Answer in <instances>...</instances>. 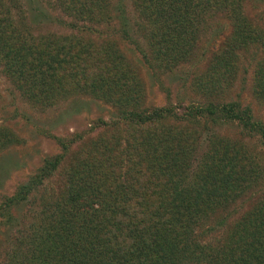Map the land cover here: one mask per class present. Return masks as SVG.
Returning a JSON list of instances; mask_svg holds the SVG:
<instances>
[{"label": "trees", "instance_id": "obj_1", "mask_svg": "<svg viewBox=\"0 0 264 264\" xmlns=\"http://www.w3.org/2000/svg\"><path fill=\"white\" fill-rule=\"evenodd\" d=\"M58 1L63 4L62 11L71 16L73 24L109 16L111 8L107 0ZM202 1L228 9L231 0ZM132 4L144 28L142 38H145L149 49L155 51L153 54L149 51L148 55L142 53L137 59L150 71L152 68L163 71L173 62L186 60L184 51L176 48L180 47V23L186 16L179 8L178 0H132ZM9 13L5 0H0V33L8 31L5 37L0 36V64L4 71L7 70L6 73L16 79L17 86L27 98L45 105L54 93L60 94L76 87L78 92H89L97 99H106L116 110V117L111 122L128 128L124 132L121 128L109 133L115 140L122 139L124 145L123 155L117 156L115 162L112 158L103 161L101 157L94 156H100V153L93 151L89 159L81 158L76 168L69 171L71 177L66 182L63 195L40 196L39 216L43 224L32 231L31 242L27 243L23 252L13 251V262L17 261L16 258L22 260L18 254L24 253L21 264H264V214L259 206H251L242 220L239 217L240 220L233 224L230 221L225 223V229L229 228L228 234L217 246L203 245L192 238L190 216L203 218L207 216L211 204L215 203L212 209L210 207L212 212L220 204L232 203L234 196L242 191L238 180L234 181L240 179L242 169L229 170L227 166L215 162L200 165V159L196 164V169L200 170L194 176L203 178L196 185L190 181L184 184L181 180L186 175L185 166L188 163L186 149L193 140V135L181 121L195 122L199 127H204L206 123H235L244 134H258L264 139V128L253 119L247 105L238 100L189 104L179 113L181 117L169 105L146 109L142 107V83L135 68L115 48L108 47L104 53H97L94 47L87 48L85 42H73L71 46V39L61 43L54 36L42 42L34 39L26 48L16 46V43L27 40L18 33L19 29L12 27ZM230 17H236L233 22L235 37L244 44L243 40H248L245 34L249 31L248 26L245 30L240 26L246 24L244 16L232 13ZM174 23L177 28L171 30L170 25ZM5 25L11 27L10 30L3 28ZM107 63H117L119 67L112 73L107 69L102 72L100 67ZM231 67L232 61L224 62V58L214 60L212 73L224 80L230 76ZM214 75L211 74V78ZM261 83H264V65H256L252 93L259 98L264 97V92L258 93ZM24 86L31 91V95L27 96L22 90ZM166 118L173 122H165ZM104 125L106 123L101 122L98 127ZM7 130L0 125V140L3 143L11 142V133ZM102 137L97 141L101 142ZM214 142L211 138L209 147ZM222 153L221 157H225L226 153ZM117 160L123 162L119 171H122L123 164L130 168L114 174L115 180L109 184L111 178H108L110 172L107 165H113ZM56 162V159L45 162L38 177H32L24 184L23 193L27 194L42 184L41 181L49 176ZM91 165L96 168L91 169ZM103 168L104 180H100L98 175ZM168 168L176 174L172 179L166 172ZM156 170H161V180L164 177L163 184H168L164 206L153 208L146 203L145 219L131 218L129 210L136 200L128 195L135 190L118 177L124 174L126 179L132 172H138L140 177L147 178ZM145 179L141 181L146 183ZM116 193L120 196L114 197ZM10 202L17 203V199L12 196L6 204ZM213 214L207 218L208 221L213 219ZM221 219L219 224H223Z\"/></svg>", "mask_w": 264, "mask_h": 264}, {"label": "rangeland", "instance_id": "obj_2", "mask_svg": "<svg viewBox=\"0 0 264 264\" xmlns=\"http://www.w3.org/2000/svg\"><path fill=\"white\" fill-rule=\"evenodd\" d=\"M5 2L10 8L12 27L19 29L18 33L27 40L16 43V46L26 48L34 39L42 42L54 36L61 43L71 39V46L73 42H85L87 48L94 47L97 53H104L108 47L115 48L131 62L142 83V107L158 109L169 105L181 117L179 113L189 104L238 100L250 108L253 119L264 128V97L259 98L252 93L256 65H264V0H231L228 9L202 0H178L179 8L186 16L180 23V47L176 48L184 51L186 60L173 62L163 71L154 68L150 71L137 59L142 53L148 55L149 51L150 54L155 51H151L145 44V38H142L144 28L132 0H107V5H111L109 16L74 24L71 16L62 11L63 4L58 0ZM228 12L230 16L232 13L244 16L246 24L240 26L244 30L248 26L249 30L245 34L248 40H243L244 44L235 37L233 22L236 17L228 16ZM5 26L3 28L10 30L11 27ZM170 26L171 30L177 28L175 23ZM7 32L2 30L0 36L5 37ZM222 58L224 62H233L231 74L224 80L212 73L214 60ZM118 65L107 63L100 70L103 72L107 69L112 73L118 69ZM6 72L0 64V125L11 133V142L3 143L0 140V264H21L24 253L18 254L22 258L20 261L14 256L16 262L11 260V255L14 250L23 252V248L31 242L32 231L43 224L39 216L40 196L63 195L66 182L71 177L69 171L76 168L81 158L89 159L93 151L100 153V156L94 154L95 157H101L103 161L112 158L115 162L117 156L123 155L124 145L122 139L115 140L109 133L120 131L121 128L124 132L128 128L111 122L116 117V110L106 99H97L89 92H78L74 87L60 94L54 93L45 105L38 104L27 98L21 92V87L17 86L16 79ZM211 74L214 78H211ZM259 86L258 93L261 94L264 92V83ZM22 90L27 96L31 95L26 86ZM101 122L106 125L99 128ZM165 122L170 124L173 121L166 118ZM181 122L193 135L186 149L188 163L185 166L186 175L181 179L184 184L190 181L196 185L203 178L194 176L200 170L196 169L200 159V165L215 162L227 166L229 170L242 169L240 179L234 180H238L242 191L234 196L232 203L220 204L212 212L215 203L211 204L207 216L203 218L190 216L192 238L203 245L217 246L228 234L229 228L225 229V223L230 221L233 224L239 217L242 220L251 206H259L264 214V139L258 134H244L235 123L210 125L205 121L204 127H199L195 122ZM131 130L134 131L133 128ZM107 134L109 138H105ZM100 137L101 142L97 141ZM211 138L215 142L209 147ZM222 152L226 153L225 157H221ZM55 159V168L42 179V184L27 194L23 193L27 180L37 178L43 164ZM230 159L233 160L230 162ZM122 163L117 160L115 164L107 165V171L110 172L108 178H111L109 184L115 180L114 174L130 168L123 164L122 171H119ZM92 166L89 167L94 169L97 164H94L96 167ZM160 172L153 171L147 178L140 177L138 172H132L126 179L124 174L118 177L135 190L128 195L136 200L129 210L131 218L145 219L146 203L153 208L156 205L157 208L164 206L165 197H168V193H165L168 184H163L164 177L161 180ZM166 172L171 179L176 176L172 168ZM99 174L100 180H104L105 169ZM141 179H145L146 183ZM12 196L17 199V203L10 202L7 205V200ZM118 196L120 194L116 193L114 197ZM212 214L213 219L208 221L207 218ZM221 218L223 224H219ZM262 219L264 225V217Z\"/></svg>", "mask_w": 264, "mask_h": 264}]
</instances>
